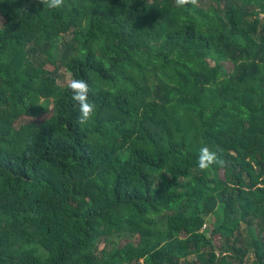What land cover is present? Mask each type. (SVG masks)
Listing matches in <instances>:
<instances>
[{
	"label": "trees",
	"instance_id": "1",
	"mask_svg": "<svg viewBox=\"0 0 264 264\" xmlns=\"http://www.w3.org/2000/svg\"><path fill=\"white\" fill-rule=\"evenodd\" d=\"M0 15V264H264V0Z\"/></svg>",
	"mask_w": 264,
	"mask_h": 264
},
{
	"label": "clouds",
	"instance_id": "2",
	"mask_svg": "<svg viewBox=\"0 0 264 264\" xmlns=\"http://www.w3.org/2000/svg\"><path fill=\"white\" fill-rule=\"evenodd\" d=\"M45 8L50 10L60 9L65 6V0H39ZM177 7L188 5L199 7V0H175ZM66 87L71 91L72 101L78 106V122L83 125L91 121L96 113V107L89 101L91 87L87 80L71 78L66 79ZM229 161L225 158L224 149L202 146L197 157V166L201 171H209L213 167L224 168Z\"/></svg>",
	"mask_w": 264,
	"mask_h": 264
},
{
	"label": "rangeland",
	"instance_id": "3",
	"mask_svg": "<svg viewBox=\"0 0 264 264\" xmlns=\"http://www.w3.org/2000/svg\"><path fill=\"white\" fill-rule=\"evenodd\" d=\"M5 23V19L0 15V26ZM61 75H63V78H61L59 81L62 86L66 85V79H71V74L66 72L64 69L61 70Z\"/></svg>",
	"mask_w": 264,
	"mask_h": 264
}]
</instances>
